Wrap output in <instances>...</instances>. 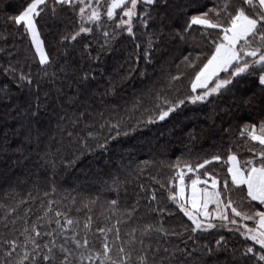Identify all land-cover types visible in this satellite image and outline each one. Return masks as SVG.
Returning <instances> with one entry per match:
<instances>
[{
    "label": "trees",
    "instance_id": "16d2710c",
    "mask_svg": "<svg viewBox=\"0 0 264 264\" xmlns=\"http://www.w3.org/2000/svg\"><path fill=\"white\" fill-rule=\"evenodd\" d=\"M30 2L0 0V264L8 262L5 241L23 242V229L45 212L40 230L54 228L48 221L55 211L80 221V236H87L94 251H102L104 241L96 229L118 227L120 240L110 232L109 243L131 250L134 264L142 253L147 254V264H256L243 253L248 246H258L234 230L244 223L251 227L252 221L237 217V226L224 222L227 227H221L222 222L214 220L217 228L194 233L191 222L168 199L170 189L177 190L173 178L178 171L186 172V183L196 175L205 178L204 171L221 183L230 181L227 157L235 154L241 165L249 159L258 164L264 147L241 136L253 124L258 132L264 122V86L255 74L233 78L232 84L203 101H189L195 94L191 79L205 57L194 68L187 66L185 57L209 54L211 45L202 26L185 31L186 25L192 15L219 8L225 0L139 4L132 36L116 28L122 11L117 9L109 21L102 0L101 20L83 22L92 31L75 41L70 37L81 27V5L48 0L37 18L47 65L39 64L29 35L11 20ZM142 18L148 21L146 27ZM207 33L217 37V30ZM177 75L181 78L170 83ZM180 100L183 105L158 119L169 106L165 101ZM105 142L104 148L98 147ZM217 155L220 161L187 172L186 164L195 168ZM243 195L233 189L231 198L238 210L250 211L247 201L239 207ZM113 199L118 201L115 208ZM161 208L165 211L159 212ZM88 216L92 224L85 231ZM208 249L213 250L211 256ZM18 261L14 254L12 264Z\"/></svg>",
    "mask_w": 264,
    "mask_h": 264
},
{
    "label": "snow or ice",
    "instance_id": "6c2138e0",
    "mask_svg": "<svg viewBox=\"0 0 264 264\" xmlns=\"http://www.w3.org/2000/svg\"><path fill=\"white\" fill-rule=\"evenodd\" d=\"M157 2L158 0H110L109 3V0H103V4L107 5L105 14L109 21L114 20L117 9L122 11L116 28L126 30L130 36L134 35L133 18L138 17V5H154ZM54 3L69 6H73L74 3L81 5L79 7L81 27L71 35L70 39L72 41L77 40L81 34L92 31L91 28L83 26L85 15H87L89 22L101 20L102 0H54ZM47 5L48 0H31L22 13L11 18L13 24L22 26L24 33L30 36L31 44L35 48V53L39 58L38 62L41 65L50 63L44 48V41L41 39L37 26V18L44 11V7L41 6L46 7ZM53 12H55V9H53ZM141 23L146 27L148 21L146 18H142ZM193 26H202L205 30L202 34L208 37L211 51L209 54L201 52L192 59L185 57V62L189 68L196 67L197 62L205 57V62L194 73L190 83L191 92L196 93L198 89H204L205 91L191 97L192 103L203 101L209 96L219 93L221 89L232 84L233 78L236 77H251L255 74L257 83L264 86V0H225L223 6L219 8L214 7L200 14L192 15L185 31L191 30ZM208 29L217 30L215 39L207 33ZM109 35L108 32H104L105 37ZM65 39L69 38L65 37ZM221 73H226L227 76L221 78ZM180 78L179 75L172 76L170 83ZM20 79L27 78L21 76ZM213 81L214 86L209 88V83ZM184 102V100H180L175 104H171L165 101L169 106L166 110L162 109L159 112L158 119L164 120ZM116 127L118 126L113 125V128ZM124 134L127 135V133ZM118 135H120L119 132H117ZM241 136H247L251 141L264 146V122L259 124L258 132L257 126L253 124L246 127L241 132ZM105 146L106 142L98 145L100 148ZM250 151L253 150L250 149ZM220 159L221 157L217 155L212 157L211 160H204L195 168L188 164L185 167L188 173L199 172L206 165L213 161H220ZM258 160V164L249 159L241 165L235 154L229 155L226 163L229 164L227 173L230 176V181L224 179L221 183L216 176L204 171L203 176L205 179L202 180L200 175L190 178L191 195L187 197L185 195L186 173L180 170L173 178L179 181V187L174 191L170 189L168 199L174 202L191 222L193 225L191 230L194 233L217 228V224L211 222L213 219L221 221V227H227V224L237 226V217L242 221H252L253 226L250 227L247 223H244L235 227L234 230L244 236L246 240L252 241L254 245L258 246V248L248 246L243 255L247 256L248 260L256 262V264H264V147L258 153ZM209 181L211 182L210 185ZM201 184L205 187H198ZM209 187L211 191H209ZM233 189H239L244 193L239 207L243 208V201H247L251 214L247 210H238L236 202L231 198ZM152 199H156L154 194ZM252 202H257V205L261 207L253 206ZM21 203H26V201H21ZM110 204L115 208L118 201L113 199ZM210 204L216 206L212 212L209 211ZM30 211L31 209L26 210L25 216ZM48 211L50 212L52 209L49 207ZM158 211L164 212L165 209L161 208ZM128 215L130 218L131 213ZM46 216L47 212H45ZM45 217H38L37 223L32 224L30 228L25 227L23 229V232H21V235L24 236L23 242L18 243L17 239L4 242L8 245L4 253L8 258L7 264H12L14 254L19 257L18 264H84L85 261H88L89 264H96L97 261L99 264H134L131 250H126L123 246H116L114 242L111 245L109 243L108 233L110 232H115L116 240H120V230L115 225L107 229H96L97 232L102 234L104 241L102 251H94L87 236H80L81 224L79 220L71 218L65 212L55 211L54 218L48 221L49 225L54 224L55 227L41 231L40 229L44 225L38 222L44 220ZM6 219L7 217H5ZM224 222H227V224ZM12 223L15 224V220ZM27 223L28 221L25 220V224ZM117 223H120V221H117ZM91 224L92 217L88 216L82 225V229L85 231L90 230ZM228 230L233 231V229ZM133 232H135V229H133ZM45 237L47 239L44 243L38 242V238ZM223 240L224 238L221 237L217 244L221 245ZM140 243L143 244V241ZM224 250L226 251V249ZM114 251L116 258L113 257ZM212 252V249L207 250L209 256L212 255ZM135 261L137 264H147V254L137 255Z\"/></svg>",
    "mask_w": 264,
    "mask_h": 264
},
{
    "label": "rangeland",
    "instance_id": "374dc122",
    "mask_svg": "<svg viewBox=\"0 0 264 264\" xmlns=\"http://www.w3.org/2000/svg\"><path fill=\"white\" fill-rule=\"evenodd\" d=\"M88 10L86 9V12H87ZM23 12V11H22ZM21 12V13H22ZM126 19V18H125ZM83 22L84 23H86V22H88V20H87V15H85V17L83 18ZM30 37V36H29ZM212 82H210L209 83V88H211V87H213L214 86V83L213 84H211ZM199 90V93H195L192 97H194V96H196V95H199V94H201L203 91H205L204 89H198ZM197 90V91H198ZM213 95H215V94H213ZM212 96V95H211ZM210 97V96H209ZM189 101H191V98H189ZM186 173V172H185ZM202 180L203 179H205V178H201ZM210 181H209V185H210ZM178 187H179V181L177 182V189H178ZM198 187H200V188H204L205 187V185H203V184H201V185H199ZM185 189H186V191H185V195H186V197L187 196H190L191 195V188H190V182L189 183H186L185 182ZM209 191H211V188L209 187ZM215 205L214 204H210L209 205V211L210 212H212L213 211V209H215ZM231 212H230V210H229V214H230ZM202 219V218H201ZM214 220H218V219H213L212 221H214ZM211 221V222H212Z\"/></svg>",
    "mask_w": 264,
    "mask_h": 264
}]
</instances>
